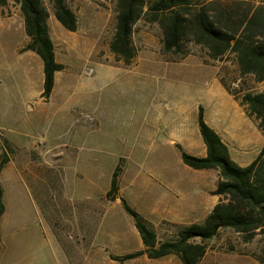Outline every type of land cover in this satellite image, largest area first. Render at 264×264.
<instances>
[{"label": "rangeland", "instance_id": "374dc122", "mask_svg": "<svg viewBox=\"0 0 264 264\" xmlns=\"http://www.w3.org/2000/svg\"><path fill=\"white\" fill-rule=\"evenodd\" d=\"M42 2L49 13V33L56 60L62 61L64 65L62 72L57 74V81L61 83L68 76L69 79L75 78L77 81L72 83L71 88L74 94L80 92L84 97L82 102L64 115L53 111L45 115L42 112L33 113L30 135L36 147L27 151L26 157L33 162V158L38 157L39 151L36 149L40 145L53 149V212L48 209L49 212L44 213V221L47 220L55 237L51 264H181L173 254L159 259L148 258L146 254L124 257L142 250L143 244L132 218L122 208L120 197L146 217L152 215L154 199L148 184H141L144 177L151 176L152 180L159 182V176H168L178 181L177 187L170 186L172 191H167L172 201L178 196L177 190L188 192L196 186L195 176L203 170L186 166L176 147L179 144L189 153L193 151L192 147H196L193 139L189 143L183 140L184 127H174L179 106L186 109L188 120L194 122L197 104L207 107L211 121L216 120L217 112L208 105L209 101L215 100L226 107L230 104L226 115L230 116L228 122L235 128L224 127L222 139L231 148V157L238 165L250 163L264 144V132L258 129L257 119L247 115L246 108L231 95L226 104L228 98L219 80H224L231 89L241 91L239 95L247 89L260 91L263 84L255 81L252 75L241 77L233 54H227L220 60H211L206 49L193 42L182 43L183 57L165 53L158 25L144 20H138L132 28L131 42L135 56L130 63L124 64L109 49L116 24L115 0H66L77 20V29L73 32L55 19L51 0ZM18 3V0H6L9 5L7 9L11 10ZM97 62L105 66L102 75L95 69L94 64ZM34 67L33 74L38 79L39 71L35 64ZM56 104L54 99L51 106ZM84 113L92 118H83ZM237 114L245 121H241ZM24 117L25 113L21 112V124ZM81 123L84 124L85 133H82ZM194 126L202 143L197 123ZM165 127L167 144L163 146L162 133L158 134V130L162 131ZM151 135H154L153 141L148 139ZM171 139L174 142L170 143ZM7 143V150L0 151V168L6 172L9 214L28 222L33 229L38 220L33 206V163H10V158L20 157L24 152ZM23 155L21 157L25 158ZM83 160H86L91 171L95 169L101 175L91 183V191L96 190L95 206L89 205V218L83 229L79 230L81 222L77 219L80 204L77 199L76 202L65 199L70 192L75 195L74 183L63 185L60 177L64 174L67 177L73 175L77 182L82 183L80 179L84 177H76L73 171L82 168L80 163ZM111 164H114V168L116 165L121 166L118 197L115 199L106 195L111 175L104 171L110 169ZM15 171L24 174L20 184L14 178ZM152 180L150 185L157 189V182ZM217 181L218 171L213 169L206 175L203 184L213 206L219 199L212 194ZM20 191L23 192L22 197H18ZM99 193L102 194L101 198L98 197ZM92 207H95L96 213ZM98 212H101L102 217ZM99 216L102 221L100 237L97 232ZM196 218L202 222L204 215H197ZM150 224L161 241L171 239L177 225L181 223L161 220ZM110 230L112 236L116 230V242L112 240L108 243ZM205 245V254L198 264H263L258 260L264 250L260 234L245 241L239 233L225 228L207 240ZM60 252L67 257L66 263L62 261Z\"/></svg>", "mask_w": 264, "mask_h": 264}, {"label": "trees", "instance_id": "16d2710c", "mask_svg": "<svg viewBox=\"0 0 264 264\" xmlns=\"http://www.w3.org/2000/svg\"><path fill=\"white\" fill-rule=\"evenodd\" d=\"M18 2L29 38L24 49L35 52L43 63L41 96L47 100L53 89L55 72L64 68L55 58L48 26L49 13L42 0ZM51 2L55 19L68 31H75L77 20L66 0ZM115 3L116 24L109 49L124 64L130 63L135 56L132 28L138 20H144L158 25L165 53L183 57L182 43L193 42L205 48L211 60L233 54L241 77L252 75L264 86V0L258 3L253 0H115ZM4 4L6 0H0V6ZM219 82L246 108L247 115L257 119L258 129L264 132V87L260 91L247 89L239 95L241 91L231 89L224 80ZM197 124L206 148L205 156L188 153L179 144L176 147L186 166L218 171V181L212 191L219 197L218 202L202 222L178 224L171 239L160 241L150 222L120 197L122 208L132 218L143 244L142 250L129 253L125 258L146 254L148 258L159 259L173 254L181 264H198L206 251L205 242L225 228L239 233L245 241L260 234L264 246V144L250 163L240 166L231 158L228 145L219 133L205 121L201 105L198 106ZM7 142L1 138L4 151ZM120 173L121 166L116 165L106 193L112 199L118 197ZM2 195L0 185V216L4 211ZM258 260L264 264V250Z\"/></svg>", "mask_w": 264, "mask_h": 264}, {"label": "crops", "instance_id": "0c3cea01", "mask_svg": "<svg viewBox=\"0 0 264 264\" xmlns=\"http://www.w3.org/2000/svg\"><path fill=\"white\" fill-rule=\"evenodd\" d=\"M7 6L9 5L4 4L0 6V151H3L1 138L6 139L13 147L24 152L20 154V157L15 156L14 158H10V163H19V165L33 163V175H31L33 176V206L35 207L34 209L38 216V220L35 222L36 228L33 227L32 229L28 222L19 220L17 216L12 217L9 214L10 203L7 201V192L5 188L6 172L4 168H0V185L3 189L2 202L4 206V211L0 216V264H51L53 256L50 258V255H53L55 237L53 231L49 229L51 227L47 220L44 221V219H46L44 213H48V209H50L51 213L53 212V198L55 196L53 149L46 145H38L39 148L36 149L39 151V153L37 152L38 157L35 159L33 158V162L26 157V152L34 150L33 147H36L35 144L33 145L30 135L34 122L33 113L42 112L43 115H45L53 111L54 113L64 115L69 109L74 108L76 104L82 102L84 97L80 92L74 94L71 88L72 83L77 81L75 78L69 79L70 76H68L61 83H58L57 74L62 71H57L54 74V85L49 98L45 100L41 96L44 80L43 63L35 52L24 49L29 38L25 33L24 21L20 12L19 3L11 10L7 9ZM2 9L3 12L1 11ZM55 58L57 59L56 54ZM59 62L63 64L62 61ZM33 64L36 65L37 71L40 72H38V79H35V73L33 74L35 69V67L33 68ZM94 66L102 75L103 67H105L104 64L102 62H97ZM95 71L96 70H94V73ZM218 86L221 88L220 85ZM223 92L228 98L226 99L227 104L230 100V94H228L227 91L225 92V89ZM54 99L58 104H56V106H51ZM199 105L203 107L205 121L219 133L221 138L224 127L235 128L232 126V123L228 122L230 116L226 115V111L229 110L230 104L226 107L222 103H216L215 100L208 102V105L217 112L215 121H211V119L208 118L207 107L202 104ZM199 105H196L197 113ZM21 112L25 113L24 122L22 124V120L20 119ZM197 113L196 120L194 119V122H190L186 109L179 106L177 111V124L174 125V127H178V129H182V127L185 128L183 140L186 143H189L191 139L194 140L196 147H192V154L205 156V145L203 141L201 143L199 140L197 129L194 126L195 123H197ZM237 116L239 117V114H237ZM240 119L241 121H245L242 118ZM81 125L83 126L82 133H85L84 124L81 123ZM160 132L162 133L163 146H166V127L162 129V131L158 130V134ZM171 135H174V133ZM153 138L154 135L148 137L150 141H153ZM172 142L174 141L171 139L170 143ZM228 149L230 156H232L229 146ZM22 155L25 156V158L21 157ZM2 156H4V153ZM80 165H82V168L74 170L73 172L76 173L74 174L76 177L77 175L84 177V179H80L82 183L77 182L73 175L67 177L64 174L60 177V182L63 185L68 184V182L74 183L73 190H75V195L70 192L67 197L65 196L66 198L64 196L63 198L69 202H76L77 199L80 204L77 219L78 222H81L79 230L83 229V225L89 218L90 213L89 210L87 211V209L90 208L89 205L95 206L94 197L96 195V190L94 192L91 191V183H94L101 175V173H97L95 169L91 171L90 167L86 164V160L81 161ZM113 170L114 164H111V168L104 172L112 176ZM202 170V173L195 176L197 184L193 189H190V191L188 190V192L183 190L178 191L176 189L178 196L175 201H172L167 191H172L170 186L173 188L177 187L178 181L172 180L168 176H159L157 179L163 182L161 183L160 181L157 182L152 180L151 176L144 177L141 180V184H148V189L154 199L152 215H146L145 218L152 223L168 220L181 224L198 222L196 218L197 215L203 214L205 218L213 208V201L208 198L203 184L204 181H206V175L213 169ZM23 175L24 174L15 171L14 178L17 180L16 182L18 184L22 181ZM151 180L157 182V185H155L157 189H155L154 185H150ZM85 182H88V184ZM106 190L103 192H106ZM22 195L23 192L20 191L18 197H22ZM101 196L102 194L99 193L98 197L101 198ZM92 209L94 210L93 212H95V207H92ZM98 213L101 215V212ZM101 217L99 216L97 228L99 237L102 232ZM43 221L44 223H42ZM111 233L110 230L109 238L107 237L109 240L108 243L112 242V240L116 242L118 238L116 230L113 236ZM96 237L98 238V234ZM59 255L62 261L66 263L67 257L65 254L60 252Z\"/></svg>", "mask_w": 264, "mask_h": 264}, {"label": "built area", "instance_id": "2783aa9c", "mask_svg": "<svg viewBox=\"0 0 264 264\" xmlns=\"http://www.w3.org/2000/svg\"><path fill=\"white\" fill-rule=\"evenodd\" d=\"M82 117H83V118H86V119H91V118H92L91 115L86 114V113H84V114L82 115Z\"/></svg>", "mask_w": 264, "mask_h": 264}]
</instances>
